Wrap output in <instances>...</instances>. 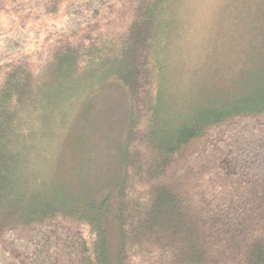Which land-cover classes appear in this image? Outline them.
<instances>
[{
    "label": "trees",
    "instance_id": "1",
    "mask_svg": "<svg viewBox=\"0 0 264 264\" xmlns=\"http://www.w3.org/2000/svg\"><path fill=\"white\" fill-rule=\"evenodd\" d=\"M9 3L0 0V264H264V87L167 107L163 0ZM106 84L128 107L114 197L73 200L46 188L41 154L54 115L90 108Z\"/></svg>",
    "mask_w": 264,
    "mask_h": 264
},
{
    "label": "rangeland",
    "instance_id": "2",
    "mask_svg": "<svg viewBox=\"0 0 264 264\" xmlns=\"http://www.w3.org/2000/svg\"><path fill=\"white\" fill-rule=\"evenodd\" d=\"M162 5L168 35L159 60L167 107L184 101L214 103L264 87V0H163ZM59 19L61 15L48 17L47 23L60 24ZM46 35L43 32V40ZM94 93L90 108L69 113L67 107L62 115H54L62 118L41 154L46 188L73 200L114 197L128 107L115 85L106 84ZM64 117L68 119L63 125ZM110 244L116 247L114 231Z\"/></svg>",
    "mask_w": 264,
    "mask_h": 264
}]
</instances>
